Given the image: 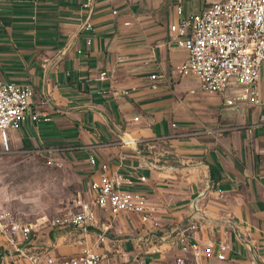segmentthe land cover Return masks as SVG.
<instances>
[{
    "label": "crops",
    "instance_id": "1",
    "mask_svg": "<svg viewBox=\"0 0 264 264\" xmlns=\"http://www.w3.org/2000/svg\"><path fill=\"white\" fill-rule=\"evenodd\" d=\"M217 1L95 0L89 10L85 0H0L1 78L31 91L28 118L11 143L43 157L51 151L55 163L70 171L80 201L90 198L89 183L101 173L88 162L92 153L108 174L133 176V189L149 199L162 230H174L195 213L203 221L198 239L225 240L238 257L260 263L264 134L242 128L221 137L193 135L217 117L218 106L208 108L217 96L204 93L197 77L178 74L186 52L168 36L179 21V5L189 15ZM103 71L117 80H99ZM153 74L163 82L151 81ZM239 115L243 123L231 111L219 118L222 125L250 122ZM124 139L139 143L122 147ZM119 219L126 229L114 223V233L121 234L104 257L123 264L121 245L139 251L146 228L136 217ZM56 243L57 253H72Z\"/></svg>",
    "mask_w": 264,
    "mask_h": 264
},
{
    "label": "built area",
    "instance_id": "2",
    "mask_svg": "<svg viewBox=\"0 0 264 264\" xmlns=\"http://www.w3.org/2000/svg\"><path fill=\"white\" fill-rule=\"evenodd\" d=\"M94 1L85 0L83 6L91 10ZM112 14L117 15L118 11ZM176 14L179 21L170 25L168 36L186 52L184 61L176 69L178 74L197 77L204 93L221 100L222 110L251 118L243 126L222 125L217 116L208 127L193 135L221 137L242 128L250 134L263 129L264 0H220L189 15H185L179 5ZM84 26L89 29L91 23L85 22ZM149 79L159 84L163 82L162 76L156 74ZM99 80L113 83L117 77L103 71ZM157 88L156 84L152 86V90ZM30 97L29 89L15 81H4L0 75V155L11 152L10 132L17 131L27 120ZM43 118L49 121L47 115ZM30 119L36 122L38 115H31ZM138 143L137 139L119 141L122 147H136ZM46 153L48 164H56L52 152ZM87 158L91 167H99L101 171L98 178L89 183L90 198L79 201L76 210H69L51 222L53 229L59 231V235L54 236V245L62 241V245L77 247V252L57 253L54 245L42 242L39 220L30 221L25 214L11 210L0 198V264H102L104 253H108L113 243L114 220L123 216L136 217L146 228L139 251H125L121 245L123 264H264L247 256L238 257L225 240L198 239L196 233L203 221L195 213L174 230H162L149 199L133 189V176L108 174L106 163L98 164L92 153ZM169 168L173 167H163V170ZM215 186L220 183L217 181ZM241 190L245 192V186Z\"/></svg>",
    "mask_w": 264,
    "mask_h": 264
},
{
    "label": "rangeland",
    "instance_id": "3",
    "mask_svg": "<svg viewBox=\"0 0 264 264\" xmlns=\"http://www.w3.org/2000/svg\"><path fill=\"white\" fill-rule=\"evenodd\" d=\"M220 103L221 100L217 97V101L210 102L208 108L213 112L218 106L217 116L224 120L228 110H222ZM234 115L238 117V123L244 122V117L237 113ZM260 132L264 134V128ZM15 133H18V130ZM13 134V131L10 132V136ZM261 143L264 144V137ZM62 167V163L58 162L48 164V157L31 152L24 144L16 146L11 143V152L0 155V198L11 210L25 214L30 221L39 220L41 240L49 245H54V236L59 235V231L51 226L52 220L64 216L69 210H76L81 200L71 182L70 171ZM133 221V224L137 223V220ZM114 223L118 229H126L119 218H116ZM120 234V230L114 234L113 242ZM71 252L75 254L77 247H71ZM108 259L106 256L105 264H117L111 259L107 261Z\"/></svg>",
    "mask_w": 264,
    "mask_h": 264
}]
</instances>
